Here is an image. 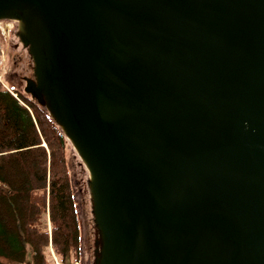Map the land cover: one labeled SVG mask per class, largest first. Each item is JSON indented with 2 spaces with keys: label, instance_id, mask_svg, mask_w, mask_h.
I'll return each instance as SVG.
<instances>
[{
  "label": "water",
  "instance_id": "95a60500",
  "mask_svg": "<svg viewBox=\"0 0 264 264\" xmlns=\"http://www.w3.org/2000/svg\"><path fill=\"white\" fill-rule=\"evenodd\" d=\"M90 173L96 264H264V0H0Z\"/></svg>",
  "mask_w": 264,
  "mask_h": 264
},
{
  "label": "trees",
  "instance_id": "16d2710c",
  "mask_svg": "<svg viewBox=\"0 0 264 264\" xmlns=\"http://www.w3.org/2000/svg\"><path fill=\"white\" fill-rule=\"evenodd\" d=\"M24 100L0 85V264H55L49 248L58 264H74L80 234L67 138L44 106Z\"/></svg>",
  "mask_w": 264,
  "mask_h": 264
},
{
  "label": "rangeland",
  "instance_id": "374dc122",
  "mask_svg": "<svg viewBox=\"0 0 264 264\" xmlns=\"http://www.w3.org/2000/svg\"><path fill=\"white\" fill-rule=\"evenodd\" d=\"M13 23L16 26V29L18 28L17 32H19V23L15 21H13ZM11 41L18 45V47L16 50L13 46L9 49L10 53L3 69L2 80L5 85L9 86V88L13 86L17 91L23 93L26 98L30 99V94L26 93L24 88L27 80H36L33 58L29 52V48L27 46L22 47L14 36ZM31 100L34 99L31 98ZM67 142V158L72 175L73 186L75 188L74 199L76 203L80 234V259L77 262L75 261L74 264H96L100 258L102 239L101 232L95 222V216L93 213V200L89 183L90 173L76 148L68 138ZM42 221L45 222L48 225V229H50L48 215L46 216V214H44ZM49 253L53 262L58 264V259L52 248H49ZM26 261H31V250L29 246L26 248Z\"/></svg>",
  "mask_w": 264,
  "mask_h": 264
},
{
  "label": "built area",
  "instance_id": "2783aa9c",
  "mask_svg": "<svg viewBox=\"0 0 264 264\" xmlns=\"http://www.w3.org/2000/svg\"><path fill=\"white\" fill-rule=\"evenodd\" d=\"M13 21L14 20L12 19L0 20V83L2 85H4L2 82V74L9 55L10 37L16 29V26L14 25ZM11 93L21 102L16 92L11 91Z\"/></svg>",
  "mask_w": 264,
  "mask_h": 264
},
{
  "label": "flooded vegetation",
  "instance_id": "af4514ba",
  "mask_svg": "<svg viewBox=\"0 0 264 264\" xmlns=\"http://www.w3.org/2000/svg\"><path fill=\"white\" fill-rule=\"evenodd\" d=\"M14 37L17 39V41H18V43L23 47V46H25L23 43H22V41L20 40V37H19V35L18 34H16V33H14ZM13 46V48L16 50L17 49V47H18V45H16V44H14V43H12V41L10 42V48ZM15 46V47H14ZM26 47V46H25ZM10 60H11V56H10Z\"/></svg>",
  "mask_w": 264,
  "mask_h": 264
}]
</instances>
